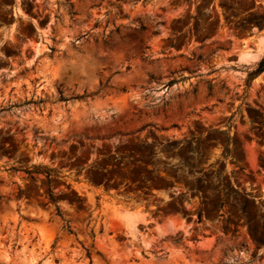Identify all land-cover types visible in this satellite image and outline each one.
Masks as SVG:
<instances>
[{
    "label": "rangeland",
    "instance_id": "1",
    "mask_svg": "<svg viewBox=\"0 0 264 264\" xmlns=\"http://www.w3.org/2000/svg\"><path fill=\"white\" fill-rule=\"evenodd\" d=\"M19 1L0 264H264V0Z\"/></svg>",
    "mask_w": 264,
    "mask_h": 264
},
{
    "label": "crops",
    "instance_id": "2",
    "mask_svg": "<svg viewBox=\"0 0 264 264\" xmlns=\"http://www.w3.org/2000/svg\"><path fill=\"white\" fill-rule=\"evenodd\" d=\"M15 2H16L15 5L12 6V11L15 10V9H13V8H15V7H16V9L19 10V7L21 6L19 0H15ZM16 12H17V20H18V21H21V20H27V21L33 23L31 17H26L25 14H23V13H21V12L18 13L17 10H16ZM13 15H14V14H13ZM17 23H18V22H17ZM15 24H16V20L14 21V24L11 25V27L8 28V34H11V33H12V31H13V29H14L13 26H14ZM257 34H258V36H259V39H261V41H262L263 44H264V31H263V30H258V31H257Z\"/></svg>",
    "mask_w": 264,
    "mask_h": 264
},
{
    "label": "trees",
    "instance_id": "3",
    "mask_svg": "<svg viewBox=\"0 0 264 264\" xmlns=\"http://www.w3.org/2000/svg\"><path fill=\"white\" fill-rule=\"evenodd\" d=\"M264 71V59L260 62L259 66L257 67V69L255 71H253L252 73H250V76H255L257 74H259L260 72ZM50 197L53 201H57L56 197L53 194H50Z\"/></svg>",
    "mask_w": 264,
    "mask_h": 264
},
{
    "label": "bare ground",
    "instance_id": "4",
    "mask_svg": "<svg viewBox=\"0 0 264 264\" xmlns=\"http://www.w3.org/2000/svg\"><path fill=\"white\" fill-rule=\"evenodd\" d=\"M258 79V78H257ZM130 215V214H129ZM128 217V216H127ZM132 221V220H131ZM130 223V222H129Z\"/></svg>",
    "mask_w": 264,
    "mask_h": 264
}]
</instances>
